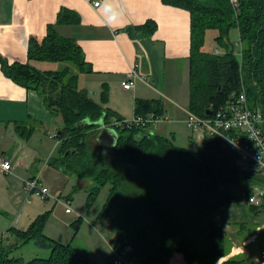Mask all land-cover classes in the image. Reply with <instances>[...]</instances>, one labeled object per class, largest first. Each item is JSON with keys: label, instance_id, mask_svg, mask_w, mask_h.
Wrapping results in <instances>:
<instances>
[{"label": "trees", "instance_id": "obj_1", "mask_svg": "<svg viewBox=\"0 0 264 264\" xmlns=\"http://www.w3.org/2000/svg\"><path fill=\"white\" fill-rule=\"evenodd\" d=\"M163 1L191 13L189 110L207 115L208 109L219 108L233 91L243 88L251 106L264 110V0ZM59 20L73 24L79 19L68 10ZM234 27L241 37L239 55L229 41ZM139 28L152 33L155 26L148 21ZM210 29L217 30L216 39L226 49L223 53L204 48ZM34 61H51L57 68L41 69ZM0 63L6 75L36 90L51 113L61 116L62 124L55 134L58 147L50 162L57 160L59 163L54 164L63 171L90 179V202L110 182L103 213L112 219L120 242L133 245L132 254L140 264H166L175 253H182L189 263L216 264L226 255L228 232L216 220V214L231 197L220 185L242 184L250 192L254 185L264 183L261 174L239 163L235 151L223 147L218 137L209 136L204 149L196 152L174 145L171 139L151 129V122L126 123L105 106L109 99L107 85L100 101L80 86V74L92 68L77 41L61 34L55 24L48 26L43 38L32 39L26 62H9L0 55ZM165 109L160 99L138 98L134 115L157 117ZM101 119L113 123L118 133L116 144L105 157L88 144L89 137L99 130ZM24 127L22 122L17 123L16 130L29 138L34 129L26 132ZM123 164L140 175L131 193L117 168ZM177 166L184 178L171 181L169 176ZM153 169L157 172L146 177V171ZM250 206L255 212L262 209ZM4 214L6 211L0 208V216ZM50 215V210L39 214L27 228L9 227L0 238V264H97L75 242H62L45 232ZM80 223L81 218L74 221L76 232ZM30 244L49 253L27 258L23 250ZM220 264L252 262L241 254L221 260Z\"/></svg>", "mask_w": 264, "mask_h": 264}, {"label": "crops", "instance_id": "obj_2", "mask_svg": "<svg viewBox=\"0 0 264 264\" xmlns=\"http://www.w3.org/2000/svg\"><path fill=\"white\" fill-rule=\"evenodd\" d=\"M93 1L0 0V55L9 62H26L32 39L43 38L47 34L48 26L55 24L61 34L73 37L81 46L86 61L92 68L91 72L85 74L91 78L89 82L94 88L93 93L99 95V100L92 97L96 101H100L104 85H107L109 99L105 106L124 119L134 115L135 101L138 98L160 99L164 106L168 101L170 104L165 107L164 116L160 117V120L170 123L178 116L183 118L185 113L188 116L190 11L167 4L163 0H99L98 6L94 5ZM109 6L114 12L122 11L123 7L124 13L111 27L106 26L105 22ZM68 10L78 15L79 20L76 23L60 22L61 14ZM148 21H152L155 26L152 33L139 28ZM43 63L44 61H34L39 68ZM134 70L139 75L135 85L132 88H124L122 80L131 77ZM79 81L81 82V77ZM81 87L86 88L88 92L91 89L85 85ZM168 113L173 118H170ZM21 122L26 132L28 128L34 129L29 138L21 136L16 130L17 123ZM102 124L116 130L113 123L100 122L101 126L95 132L97 139ZM156 126L151 129L169 137L168 129L164 126L157 129ZM170 132L174 135L175 130ZM98 141L105 153L109 154L111 149L105 147L104 141ZM57 147L58 139L52 127V114L40 94L6 75L0 63V159L10 160L13 167L10 172L0 167V179L3 181H0V208L6 211V214L1 216L18 210L19 215L25 214L28 221H33L39 215L37 210L27 205L31 204L34 193L30 192L26 181L39 175L42 180L44 174L50 175V170H54L57 175L62 173L61 168L50 162ZM82 179L84 185L88 186V181L85 183L86 178ZM45 186L48 187L47 184ZM220 189L231 197L216 214V220L225 226L228 232V251L221 260L246 254L251 262L254 260L255 264H260V254H254L252 245H258L260 251L264 249V209L255 212L247 203L245 185L221 184ZM50 193L52 196L44 199H54L59 202V206L54 202V208H50L49 203H45L44 211L51 212L47 225L55 215L63 216L65 222L71 226L81 218L77 232L74 230L67 242H75L80 248L88 251L97 264H107L111 259L110 241L116 235L110 216L101 213L95 220L87 222L86 215L81 210L72 208L71 212L66 211V203L70 204V198L63 200L62 194L52 189ZM88 227L95 231L96 235L81 234V239H77L79 242L75 241L76 234ZM7 232L2 228L0 238ZM46 233L65 242L55 232ZM256 251H259L257 247ZM221 260L216 264H220ZM166 264L203 263H189L182 253H175Z\"/></svg>", "mask_w": 264, "mask_h": 264}, {"label": "rangeland", "instance_id": "obj_3", "mask_svg": "<svg viewBox=\"0 0 264 264\" xmlns=\"http://www.w3.org/2000/svg\"><path fill=\"white\" fill-rule=\"evenodd\" d=\"M217 30L214 29H210L207 31L206 34V42L204 45V48L207 51H216L217 49H219V52L223 53L226 49L225 46L223 44H221L217 39H216V35H217ZM229 37H230V43L234 45V49H235V53L236 54H240V50H241V37H240V32L239 29L234 27L230 30L229 33ZM41 69H56L57 68V64L51 61H44L43 64H41ZM81 77V84L80 86H89L91 89L89 91L90 96L96 98L97 100H99V95H96L93 93V86L90 85L91 78H88V76H86L85 73L80 74ZM89 79V80H87ZM88 81V82H87ZM90 81V82H89ZM166 106H168V101L165 102ZM165 106V107H166ZM187 112V111H186ZM170 113V112H169ZM168 113V114H169ZM52 114V113H51ZM171 114H169L170 116ZM134 115H132L131 117L127 118V119H132ZM164 116V115H162ZM161 116V117H162ZM186 113L185 116L182 118L180 116L176 117V119L174 120V122H168L165 120H159L161 122L158 121V123L156 124V128L159 129V127L164 126L167 130V132L169 133V137H167L168 139H171V142L178 146V147H182L185 149H189V150H194L196 152H199L201 150L204 149L205 144H206V140L200 138L190 127L187 126V123L185 122L186 120ZM164 118V117H163ZM170 118H173L170 116ZM172 121V119L170 120ZM62 124V120H60V116H55L52 114V127L54 130V135L56 134L59 126ZM101 126V125H100ZM175 130L174 135H172L173 133H171V130ZM42 139V138H40ZM54 142V140H51ZM88 144L96 151L98 152L102 157H105L107 154L105 153L103 147L100 145L98 139H97V135L96 133H93L89 139H88ZM45 145V143L43 144ZM58 154V153H57ZM175 154H171V156L174 158ZM59 156V155H57ZM167 156V155H166ZM170 156V155H169ZM45 159V158H44ZM239 160V159H238ZM54 161V160H53ZM57 161V160H56ZM52 162L54 163H59V162ZM239 163L241 165H244L240 160ZM61 167V166H60ZM118 170L121 171L122 176H123V182L125 184L126 187H128L127 189L133 192L134 188H135V184H138L136 182H138V179L140 177V175L137 174V172H135L134 170L131 169V167H129L128 164L126 165H119V167L117 166ZM62 169V168H61ZM50 175L46 176L45 174L42 176V182L43 184H47L48 187L50 189H52L53 191H56V193L58 194H62L61 198L63 200H66L68 198H70V206L73 209L76 210H81L83 212V214H85L86 221H90V220H95V218H97L101 213H103L104 210V204H106V202L108 201V197H109V191H110V182L105 184L101 191L99 192V194L92 200V202H90L88 200L89 198V190H90V186H91V181L90 179H86L85 183H87L88 181V186L85 184L84 185V181H83V177L74 174L68 170L63 171L62 173H59L57 175V173L54 170H50ZM157 171L155 169L153 170H147L145 175L146 177H150L153 176L154 173H156ZM181 169L177 166V168H175L173 170V174H170L169 178L171 181L180 179V178H184L183 173H181ZM40 179V175L38 176ZM155 177V176H154ZM2 179V178H1ZM0 179L1 182H3ZM126 189V190H127ZM122 190V187H121ZM120 190V191H121ZM34 194L32 195V202L31 204H27L28 206H32L33 209L37 210V212H39V214L44 213L45 209V203H49L50 208L53 207L54 205L57 204L56 206L58 207L59 202H55L54 199H44L43 196H41L40 194H37L36 192H33ZM129 194V193H128ZM126 192V196L128 195ZM39 195V196H38ZM60 196V195H59ZM55 202V204H54ZM11 206V204H10ZM28 210V209H27ZM24 211L26 212L25 208ZM32 211V210H31ZM19 211H11L10 213L7 214V216H1L0 217V230L3 228L5 230H8L9 227L13 226H17L18 228H27L29 227V225L31 224L30 222L32 221H28L25 218V214H18ZM54 213V212H53ZM38 214V213H37ZM18 220H17V219ZM27 221H26V220ZM47 225V223H46ZM88 225V224H87ZM45 232H55L59 238L63 239L65 242L70 240V237L74 234V227L71 226V224H67L65 222V219L63 216L61 215H55L52 216L51 220L48 222V225L45 226ZM81 234L85 235H92L95 236V231H92L91 228H86V229H81V231H79L76 234V240L79 238L81 239ZM99 241V240H98ZM79 242V240L77 241ZM82 242V241H80ZM24 256L29 258L31 256H45L47 255L49 252L46 249H42V248H38L36 246H34L33 244H30L29 246H26L24 248Z\"/></svg>", "mask_w": 264, "mask_h": 264}, {"label": "built area", "instance_id": "obj_4", "mask_svg": "<svg viewBox=\"0 0 264 264\" xmlns=\"http://www.w3.org/2000/svg\"><path fill=\"white\" fill-rule=\"evenodd\" d=\"M93 2L96 6L100 4L99 0ZM138 76L134 70L131 77L122 80L123 87L132 88ZM187 114L188 127L200 138L218 137L222 146L235 151L239 160L247 168L264 177V110L251 106L245 88L233 91L229 99L219 108L212 110L210 114L200 115L190 110ZM160 117L145 118L134 115L132 119H125V121L128 124L138 125L151 122L155 126ZM0 167L6 172H10L13 168L8 159H0ZM26 185L30 192H36L43 197L52 196L50 189L41 182L39 177L27 180ZM246 199L249 205L264 209V183L254 185L250 192H247ZM66 211H72L69 203H66ZM110 248L111 259L107 264H140V261L132 254L133 245L121 243L118 236L115 235L111 239ZM259 262L264 264V249L261 250Z\"/></svg>", "mask_w": 264, "mask_h": 264}, {"label": "water", "instance_id": "obj_5", "mask_svg": "<svg viewBox=\"0 0 264 264\" xmlns=\"http://www.w3.org/2000/svg\"><path fill=\"white\" fill-rule=\"evenodd\" d=\"M212 109H208L207 113H211ZM103 122L102 121H98ZM117 138H118V133L114 128L111 127H105L104 124H102V129L100 131V133L98 134V139L100 141H104L105 147L110 148L112 150L113 146L116 144L117 142ZM256 247L259 251H256ZM252 251L254 252V254H260V247H258V245L253 244L252 245ZM252 264H255V261H252Z\"/></svg>", "mask_w": 264, "mask_h": 264}, {"label": "clouds", "instance_id": "obj_6", "mask_svg": "<svg viewBox=\"0 0 264 264\" xmlns=\"http://www.w3.org/2000/svg\"><path fill=\"white\" fill-rule=\"evenodd\" d=\"M123 14V7L122 11L114 12L112 7L109 6L105 15L106 26L111 27L114 23L118 22L122 18Z\"/></svg>", "mask_w": 264, "mask_h": 264}]
</instances>
